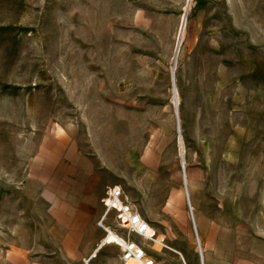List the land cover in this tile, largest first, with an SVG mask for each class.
I'll use <instances>...</instances> for the list:
<instances>
[{"label": "rangeland", "instance_id": "1", "mask_svg": "<svg viewBox=\"0 0 264 264\" xmlns=\"http://www.w3.org/2000/svg\"><path fill=\"white\" fill-rule=\"evenodd\" d=\"M113 186L160 264L264 242V0H0V264H83Z\"/></svg>", "mask_w": 264, "mask_h": 264}, {"label": "built area", "instance_id": "2", "mask_svg": "<svg viewBox=\"0 0 264 264\" xmlns=\"http://www.w3.org/2000/svg\"><path fill=\"white\" fill-rule=\"evenodd\" d=\"M102 204L103 212L97 222V226L105 233V236L110 234L111 231L115 233L116 240L114 245L119 249L121 264H159L157 259L149 253V249L152 250L158 235L155 231L149 233L152 227L141 216L135 206L127 200L121 187L113 186L108 188L102 199ZM188 207L193 224V210L190 208L189 202ZM110 215L113 216L115 221L116 226L114 228L106 224ZM114 229L120 231L116 233ZM104 239L101 241L102 243ZM161 247L171 250L170 247L163 243L162 239ZM177 255L182 263L185 264L181 255L179 253ZM91 258L92 256H89L84 259L83 264H90Z\"/></svg>", "mask_w": 264, "mask_h": 264}, {"label": "crops", "instance_id": "3", "mask_svg": "<svg viewBox=\"0 0 264 264\" xmlns=\"http://www.w3.org/2000/svg\"><path fill=\"white\" fill-rule=\"evenodd\" d=\"M110 223V225L113 224V222ZM111 235L114 234H109L104 241L105 244L101 245L98 242L101 240L102 235H100L99 231L95 227L89 232L78 234V236L81 238L83 237V240L85 241L83 259L92 256L90 264L93 261L94 264H108L104 253H102L101 260H99V262L96 259L100 251H107V247L104 245L113 244L109 238ZM200 235L204 246L203 253L206 264H264V242H261L260 240V242L258 241L256 243V239L255 242L251 244L252 247L244 249V252H240V249H236L233 242H231L232 240L230 238V234L228 233L214 231L208 232V228L205 229L204 226H202ZM115 247L118 249L117 246ZM178 252L185 264H187L186 260L192 261V256L190 255L191 252H189L188 249H181V251ZM185 254L189 257V259ZM114 264H121L120 257Z\"/></svg>", "mask_w": 264, "mask_h": 264}, {"label": "bare ground", "instance_id": "4", "mask_svg": "<svg viewBox=\"0 0 264 264\" xmlns=\"http://www.w3.org/2000/svg\"><path fill=\"white\" fill-rule=\"evenodd\" d=\"M182 27L183 26H181V29H182ZM109 238H110L111 242L114 244V241L116 240L115 235H111ZM102 244H105L104 241Z\"/></svg>", "mask_w": 264, "mask_h": 264}, {"label": "water", "instance_id": "5", "mask_svg": "<svg viewBox=\"0 0 264 264\" xmlns=\"http://www.w3.org/2000/svg\"><path fill=\"white\" fill-rule=\"evenodd\" d=\"M176 52V51H175ZM172 81H173V72H172Z\"/></svg>", "mask_w": 264, "mask_h": 264}]
</instances>
